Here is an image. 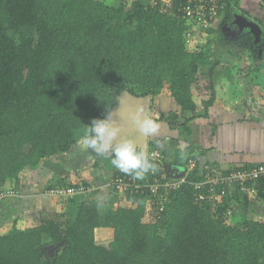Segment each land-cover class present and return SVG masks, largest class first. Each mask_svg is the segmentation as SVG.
I'll return each mask as SVG.
<instances>
[{
  "label": "trees",
  "instance_id": "16d2710c",
  "mask_svg": "<svg viewBox=\"0 0 264 264\" xmlns=\"http://www.w3.org/2000/svg\"><path fill=\"white\" fill-rule=\"evenodd\" d=\"M185 4L172 0L163 9L162 0H0V192L7 183L16 190L23 170L73 149L84 125L115 111L124 95L150 96L152 110L168 93L175 110L152 118L180 135L173 144L190 141L192 123L206 119L215 102V64L208 41L188 49L187 37L194 27L208 32L216 20L200 29L179 13ZM235 9L242 10L239 1H229L218 18L231 20L237 48L264 51V23L256 38L241 28L252 19L249 13L232 14ZM153 151L162 153L157 140L148 141ZM199 167L168 193L158 216L148 210L149 193L64 199L69 217L0 235V264H264V216L233 226L231 215L244 197L239 191L194 204L193 183L205 166ZM119 175L127 176L115 172L113 178ZM78 186L90 188L63 179L46 192ZM256 189L252 199H264V180ZM104 228L113 232L108 246L95 236Z\"/></svg>",
  "mask_w": 264,
  "mask_h": 264
},
{
  "label": "crops",
  "instance_id": "0c3cea01",
  "mask_svg": "<svg viewBox=\"0 0 264 264\" xmlns=\"http://www.w3.org/2000/svg\"><path fill=\"white\" fill-rule=\"evenodd\" d=\"M238 1L240 9L245 10L252 18L248 25L243 22L241 28L253 33L249 25L254 23L259 27L261 34L264 0ZM242 10L235 9L232 14L243 16ZM221 21L222 17L217 18L208 32L200 30L206 32L204 42H194L195 45L204 44L206 41L210 43L208 58L210 63L215 64V102L209 108L208 117L192 123L193 135L188 143L181 140L177 145L173 144L171 140L180 138V135L170 130L163 121H158L161 124L159 132L148 138V141L157 140L163 154L162 169L169 180H179L184 176L188 159H195L196 164L200 165V170L204 166L214 165L219 174L238 167L264 164V52L256 56L255 50L261 48H237L236 40L239 37L236 30H231V33L230 29L223 25V28L226 26L229 30L224 29L225 33H222L223 28L216 27ZM230 22L231 20L227 22L228 26ZM221 33L225 34L223 38H220ZM189 35L191 37V33ZM248 50L254 51L249 53ZM243 54L245 57H240ZM175 108L176 105L169 98V94L164 93L155 99L149 116L167 114ZM77 156L74 148L48 159L58 162L61 167L48 171L44 169L46 165L42 162V165L35 169L22 171L16 190L8 188L11 186L8 183L4 190L12 193L0 201V223H3L5 228L24 230L35 226L42 219H55L56 215L63 213L66 215L67 200H54L51 204L45 195L39 196L37 193L41 188L46 192L47 187L63 179L71 185L82 182L90 187L86 195L79 197L80 201L100 199L107 195L104 194L106 192L111 196L110 183L114 179V173L119 171L111 166L109 159L94 155L97 158L89 156V160L85 159L87 157L84 154V160L88 162L81 168L76 165ZM67 160L74 161L71 168L67 167ZM43 169L48 173L43 174ZM246 198L242 199V202L247 203L245 205H254L259 201L264 205V199L252 201L251 204Z\"/></svg>",
  "mask_w": 264,
  "mask_h": 264
},
{
  "label": "built area",
  "instance_id": "2783aa9c",
  "mask_svg": "<svg viewBox=\"0 0 264 264\" xmlns=\"http://www.w3.org/2000/svg\"><path fill=\"white\" fill-rule=\"evenodd\" d=\"M170 1L172 0H162V8L167 7ZM229 1L232 0H186V4L179 7V13L183 18L194 21L200 29L205 30L218 18L219 12L225 9ZM147 155L157 164V170L150 173L152 178L137 183L130 177L119 175L112 180L110 188L114 196L149 193L151 198L148 201V210L153 216H158L163 211L168 193L179 189L188 173L194 169L196 161L188 159L184 167V176L179 180H169L166 174H163V154L153 151L147 152ZM262 180H264V166L262 165L251 166L250 169L244 171H233L226 176L219 174L213 166H205L201 181L193 183V201L196 205L205 201L219 202L234 191H239L242 196L252 199L257 195L256 185ZM89 191L90 188L78 186L77 188L54 189L47 193L58 199H67L86 195ZM11 193L6 190L1 191L0 201Z\"/></svg>",
  "mask_w": 264,
  "mask_h": 264
},
{
  "label": "clouds",
  "instance_id": "9594fccd",
  "mask_svg": "<svg viewBox=\"0 0 264 264\" xmlns=\"http://www.w3.org/2000/svg\"><path fill=\"white\" fill-rule=\"evenodd\" d=\"M112 118V112L107 110L103 119H93L89 125H84L77 144L91 150L97 157L109 159L111 166L119 172L142 181L147 174L157 170V164L133 140H118L120 129L111 123ZM130 119L132 125L146 137L156 135L161 127L143 108H138Z\"/></svg>",
  "mask_w": 264,
  "mask_h": 264
},
{
  "label": "rangeland",
  "instance_id": "374dc122",
  "mask_svg": "<svg viewBox=\"0 0 264 264\" xmlns=\"http://www.w3.org/2000/svg\"><path fill=\"white\" fill-rule=\"evenodd\" d=\"M104 1L107 4L108 3L112 4V3L115 2V0H104ZM223 25H226L229 28L228 24L226 22H224L223 19L216 27L220 26L221 28H223ZM226 26L222 29V33H225L224 29H225V31H228L230 29V32H231V30H233L231 28H229V29L226 28ZM221 28H219V29H221ZM190 33H191V37L190 38H189V36L187 37L188 47H189L188 49H192L193 47L202 46L203 44L195 45L194 42H195V40H197L198 43H200L202 41L204 42V38L206 37V32H200L199 29L195 28V30H190ZM255 51H256V56H258V55H260L261 53L264 52L262 48L261 49H256ZM127 137L132 139V134L127 136ZM121 138L122 137H120V135H119L118 140H122ZM74 148L76 149V155H78L77 156L78 157L77 164H76L78 167L82 168V166L85 165V162H88V161L84 160V157H83L84 154L87 157L85 159H89L90 160L89 156L90 157H94V155H92L90 152H88V149L82 148L79 145H76ZM94 158H97V157H94ZM48 159H50V158H48ZM48 159L43 160L42 164L46 165V167L44 169H46L48 171H51V170H53L54 167H56V168L61 167L58 162L51 161V160H48ZM104 160L106 161V159H104ZM66 165H67L68 168H71V165H74V161L68 162V160H67L66 161ZM44 169L42 170V173L43 174L48 173V171H45ZM29 170H31V169H29ZM8 188H12V187L8 186ZM37 193L39 194V196H44L45 195L47 197V199L49 200V203H51V204H53L54 200H59L58 198H55V197L51 196L49 193L45 192L44 188L39 189V191ZM104 194H107L105 196H108L107 192L104 193ZM256 200H258V199H256V198H255V200L254 199H252V200L249 199V202H251V204H253L252 201H256ZM242 203H244V202H242ZM245 204H247V203H244L242 205L236 206L235 209L233 210L234 212L231 215V218L233 219L232 225L235 226V227H241L242 224L244 223V221L248 220L250 218H258V217L264 216V205H261V204H263L262 201L256 202L254 205H245ZM63 214H65V213H63ZM230 214H231V212H230ZM66 215H67V212H66ZM55 219H62L63 220L61 215H56ZM0 225H1L0 226V235H5L9 231H11V229H12L10 227L9 228L8 227L5 228L3 226V223H0ZM24 230H25V228H24ZM95 236H96V240H97L98 244H102L104 246H108V244L111 242V239H112V236H113V232H112L111 229H109V230L105 229V228L104 229H98L95 232ZM46 253L49 254V255L53 254V248L52 247L51 248L47 247L46 248Z\"/></svg>",
  "mask_w": 264,
  "mask_h": 264
},
{
  "label": "water",
  "instance_id": "95a60500",
  "mask_svg": "<svg viewBox=\"0 0 264 264\" xmlns=\"http://www.w3.org/2000/svg\"><path fill=\"white\" fill-rule=\"evenodd\" d=\"M249 27L253 33L260 37L259 27L250 23ZM152 99L150 96L143 98H135L130 95H124L119 100V105L115 111L112 112L113 118L111 123L120 129L121 139H130L127 136L132 134V139L138 148L143 149L147 154L148 137L142 135L135 126L131 123V115L136 112L138 108H143L144 112L149 115Z\"/></svg>",
  "mask_w": 264,
  "mask_h": 264
}]
</instances>
